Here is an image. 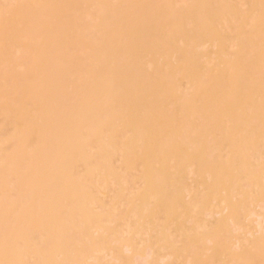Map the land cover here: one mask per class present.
I'll use <instances>...</instances> for the list:
<instances>
[{"label":"bare ground","instance_id":"bare-ground-1","mask_svg":"<svg viewBox=\"0 0 264 264\" xmlns=\"http://www.w3.org/2000/svg\"><path fill=\"white\" fill-rule=\"evenodd\" d=\"M256 215L264 0H0V264H264Z\"/></svg>","mask_w":264,"mask_h":264},{"label":"rangeland","instance_id":"rangeland-1","mask_svg":"<svg viewBox=\"0 0 264 264\" xmlns=\"http://www.w3.org/2000/svg\"><path fill=\"white\" fill-rule=\"evenodd\" d=\"M252 220H253V223H252L253 226L255 227L264 226V218L262 216L260 215L253 216Z\"/></svg>","mask_w":264,"mask_h":264}]
</instances>
